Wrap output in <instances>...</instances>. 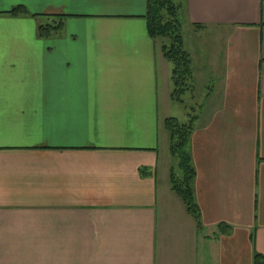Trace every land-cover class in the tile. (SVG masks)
Listing matches in <instances>:
<instances>
[{
    "label": "crops",
    "instance_id": "crops-1",
    "mask_svg": "<svg viewBox=\"0 0 264 264\" xmlns=\"http://www.w3.org/2000/svg\"><path fill=\"white\" fill-rule=\"evenodd\" d=\"M146 2L0 0V264L264 259V0H180L183 97L208 80L185 121ZM192 115L201 230L171 188L165 126Z\"/></svg>",
    "mask_w": 264,
    "mask_h": 264
},
{
    "label": "trees",
    "instance_id": "trees-1",
    "mask_svg": "<svg viewBox=\"0 0 264 264\" xmlns=\"http://www.w3.org/2000/svg\"><path fill=\"white\" fill-rule=\"evenodd\" d=\"M165 10L168 17L162 13ZM181 4H174L173 0H147L146 14L147 30L152 38L162 37L167 40L162 44L163 56L172 63V100L182 103L183 94L193 91V68L192 60L184 47V32L180 19ZM11 15H30L23 5H17L8 11ZM62 17V16H61ZM54 23H39L37 34L41 38L52 37L62 27V18ZM195 116L189 117L185 123L175 117L165 120V126L169 132V151L178 160V170L171 171L170 182L172 190L182 199L189 215L194 219L197 230L202 229L201 214L195 202L191 183L195 177V171L191 164L189 154V138L193 130ZM219 231L228 233L231 227L227 224H219ZM253 264H264L260 254L255 253Z\"/></svg>",
    "mask_w": 264,
    "mask_h": 264
},
{
    "label": "rangeland",
    "instance_id": "rangeland-1",
    "mask_svg": "<svg viewBox=\"0 0 264 264\" xmlns=\"http://www.w3.org/2000/svg\"><path fill=\"white\" fill-rule=\"evenodd\" d=\"M174 4H181L180 0H173ZM162 13L163 15L165 16V18L168 17L167 13L165 12V10H162ZM162 38V37H161ZM163 42H165L167 39L166 38H162ZM201 68V67H200ZM206 74V73H205ZM206 81H208L206 79V76L203 75L201 76L200 78H198L196 80V87H195V90H194V96H195V100L193 102H190V97L187 95H185L184 97L182 96V100H184V104L182 105V103H176V105H174V109L178 110V114L179 115L178 117H181L179 118L181 121H185L184 119L185 118H182V114L183 112L187 111V112H190L191 111V107L190 105L193 106V108L195 109L196 112H199L200 108H199V105L202 103L203 101V95L201 94V90L203 89V85L206 83ZM208 91V90H207ZM199 100H200V103H199ZM199 103V105H197ZM197 105V106H196ZM188 108V110H186ZM172 165L178 170V167H177V164H176V159H172Z\"/></svg>",
    "mask_w": 264,
    "mask_h": 264
}]
</instances>
